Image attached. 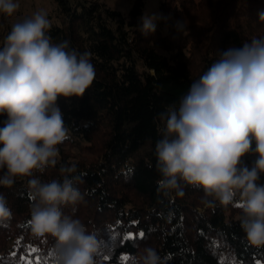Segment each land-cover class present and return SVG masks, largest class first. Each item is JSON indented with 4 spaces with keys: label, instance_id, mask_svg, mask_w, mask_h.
Returning a JSON list of instances; mask_svg holds the SVG:
<instances>
[{
    "label": "trees",
    "instance_id": "trees-1",
    "mask_svg": "<svg viewBox=\"0 0 264 264\" xmlns=\"http://www.w3.org/2000/svg\"><path fill=\"white\" fill-rule=\"evenodd\" d=\"M53 1L63 21L51 24L46 34L54 44L67 42L69 50L90 53L96 77L83 97L57 100L67 129V139L57 145L62 152L57 164L16 177L11 187L0 185L12 211L11 219H0V264H19L22 257L57 264L56 239L32 232L37 201L28 182H62L65 176L84 199L61 205V211L96 235L101 264H124L123 256L132 264L145 247L154 248L163 264H264V246L252 245L241 227L239 195L233 204L216 199L214 207H206L203 187L180 181L184 195L171 190L165 196L158 190L162 177L156 167V143L165 130L159 114L179 107L221 50L264 36L259 19L264 0H160L154 33L141 30L144 0H134L125 14L100 0ZM7 21L4 14L0 48L9 34ZM7 119L0 115V128ZM77 142L84 154L73 160L64 146ZM146 143L149 151L139 156ZM73 165V173L60 171ZM4 172L0 169V176ZM129 233L135 239L123 241Z\"/></svg>",
    "mask_w": 264,
    "mask_h": 264
},
{
    "label": "clouds",
    "instance_id": "clouds-1",
    "mask_svg": "<svg viewBox=\"0 0 264 264\" xmlns=\"http://www.w3.org/2000/svg\"><path fill=\"white\" fill-rule=\"evenodd\" d=\"M19 9L14 0H0V14L13 15ZM264 21V12L259 14ZM177 27L184 25L177 21ZM47 13L12 25L0 48V115L8 119L0 128V185L11 187L16 177L32 176L57 164V145L67 139V129L57 104L59 97H83L96 71L90 53L69 50L67 42L54 44L46 30ZM141 30L156 31V16L142 17ZM160 119L163 138L156 143L157 171L162 179L158 190L168 196L184 191L180 181L202 186L206 207L222 205L242 208L240 223L248 241L264 246V36L242 47L220 51L219 59L180 98L179 107L169 106ZM253 141L255 148L253 149ZM257 156L249 168L246 155ZM73 173L75 166H62ZM31 228L37 236L56 239L57 264H101V242L78 219L66 216L61 205L76 204L84 196L74 180L42 183L29 180ZM213 197V199H208ZM7 199L0 194V219H11ZM132 264H163L158 252L145 247Z\"/></svg>",
    "mask_w": 264,
    "mask_h": 264
},
{
    "label": "rangeland",
    "instance_id": "rangeland-1",
    "mask_svg": "<svg viewBox=\"0 0 264 264\" xmlns=\"http://www.w3.org/2000/svg\"><path fill=\"white\" fill-rule=\"evenodd\" d=\"M101 2L105 3L106 6L118 10L123 14L128 13L133 5L134 0H100ZM14 2L19 3V9L11 16H7L8 22V31L11 32L12 25L22 22L26 18H31L37 11H44L47 13V18L49 19L50 23H61L63 21L62 17H57L58 9L56 4L53 0H14ZM72 2H74L72 0ZM145 3V15H155L156 18L158 17L159 13V5L160 0H144ZM142 19V18H141ZM6 25H4V14H0V34L6 32ZM59 149V156L61 158L62 152ZM64 149L67 150L69 153L73 155L75 158H71L76 160V156H81L84 154V150L82 148V144L74 143V144H67L64 146ZM150 149V144L146 143L143 145L139 151V156H143L147 153ZM75 155V156H74ZM257 156L255 154L246 155L242 158V163L249 168L254 165ZM260 182L263 183V174L261 175Z\"/></svg>",
    "mask_w": 264,
    "mask_h": 264
},
{
    "label": "snow or ice",
    "instance_id": "snow-or-ice-1",
    "mask_svg": "<svg viewBox=\"0 0 264 264\" xmlns=\"http://www.w3.org/2000/svg\"><path fill=\"white\" fill-rule=\"evenodd\" d=\"M144 235H145V233L143 231H141L139 233V237L140 238H143ZM118 236H119L118 233H115V232L112 233V239L113 240H117L118 239ZM129 239H133L134 240L135 239V236H133L131 233H129L128 235H126L123 238V241H127ZM31 252H33V253L38 252V249L32 248L31 249ZM15 255H16V253H13V256H15ZM122 260H123L124 264H126V262L129 260V257L128 256H123L122 257ZM19 264H44V262L41 261V259L39 257H36L34 259H28V258L22 257L21 260H20V262H19ZM220 264H224V261L221 260ZM232 264H236V261L233 260L232 261ZM241 264H242V262H241ZM256 264H260V261H257Z\"/></svg>",
    "mask_w": 264,
    "mask_h": 264
}]
</instances>
